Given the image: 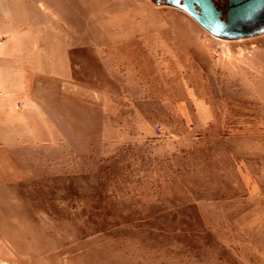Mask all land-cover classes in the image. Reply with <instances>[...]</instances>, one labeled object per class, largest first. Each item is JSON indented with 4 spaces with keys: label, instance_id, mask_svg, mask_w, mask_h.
Returning <instances> with one entry per match:
<instances>
[{
    "label": "rangeland",
    "instance_id": "1",
    "mask_svg": "<svg viewBox=\"0 0 264 264\" xmlns=\"http://www.w3.org/2000/svg\"><path fill=\"white\" fill-rule=\"evenodd\" d=\"M0 264H264V33L0 0Z\"/></svg>",
    "mask_w": 264,
    "mask_h": 264
},
{
    "label": "water",
    "instance_id": "2",
    "mask_svg": "<svg viewBox=\"0 0 264 264\" xmlns=\"http://www.w3.org/2000/svg\"><path fill=\"white\" fill-rule=\"evenodd\" d=\"M202 12L194 6L183 7L194 19L213 35L225 39H240L264 33V0H232L228 22L221 19L212 0L199 2Z\"/></svg>",
    "mask_w": 264,
    "mask_h": 264
},
{
    "label": "flooded vegetation",
    "instance_id": "3",
    "mask_svg": "<svg viewBox=\"0 0 264 264\" xmlns=\"http://www.w3.org/2000/svg\"><path fill=\"white\" fill-rule=\"evenodd\" d=\"M153 1L159 5L170 6V7L179 9L185 13L187 12L179 6L188 8L191 5V6H194V8L198 12H202V6L199 2L203 3V0H153ZM212 1L214 2L217 10L221 12V19L224 20L225 22H228V17L230 13V4L232 0H212Z\"/></svg>",
    "mask_w": 264,
    "mask_h": 264
}]
</instances>
